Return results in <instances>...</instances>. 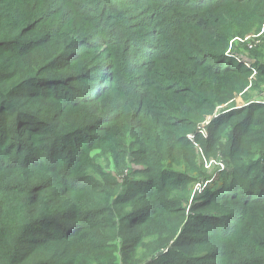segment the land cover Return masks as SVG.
I'll list each match as a JSON object with an SVG mask.
<instances>
[{
    "label": "trees",
    "instance_id": "1",
    "mask_svg": "<svg viewBox=\"0 0 264 264\" xmlns=\"http://www.w3.org/2000/svg\"><path fill=\"white\" fill-rule=\"evenodd\" d=\"M260 31L264 0H0V264H264ZM204 157L233 169L192 198Z\"/></svg>",
    "mask_w": 264,
    "mask_h": 264
},
{
    "label": "rangeland",
    "instance_id": "2",
    "mask_svg": "<svg viewBox=\"0 0 264 264\" xmlns=\"http://www.w3.org/2000/svg\"><path fill=\"white\" fill-rule=\"evenodd\" d=\"M263 33H264L263 31L262 32L260 31V32L256 33V35H254V34L248 35L245 40H242V39H239V38L234 40V42L238 43L239 45H243L245 43L248 45L249 49H247L244 46L243 47H237L236 46V49H239L240 51H237L236 52L237 54H235V55H237L239 57L238 60L240 62L244 63L248 67H252L254 65V63H255V59H252L250 54H249L252 51H249V50H251L253 47L255 48L256 46L259 47V45L261 44L260 40H259L260 39L259 37L262 36ZM233 50H234V47H233ZM238 54H241V55H238ZM260 54H261L262 59L264 61V47L261 49ZM247 91H250V94H251L250 102H259V101L263 100L261 94H259L258 91L250 90V88ZM238 98L235 99L234 102L238 106V108H241V106H243V104H244V101L242 100V97H241V99H238ZM225 106H227V105H225ZM225 106L222 107V108H225ZM210 120H211V118H209V121ZM207 121H206L205 125L208 124L209 121L208 122ZM203 134L204 135L207 134L206 131H204ZM218 155L221 156V154H218ZM204 158H202V163L204 165V170L207 172L208 176H207V179H204L202 181H198V182H196L195 185L192 186V188L194 187V191H192V198H195V195L196 196L198 195V194H196L197 192L200 193V194L205 193L206 192L205 189L207 187H210V186L212 187L214 185H217L218 189H219V187H221L222 180H221V176H219L220 172L218 171L220 163L225 164L226 165V169L227 168H229L231 170L233 169L232 166H231V163L228 160H226V158H224V157H218L217 160L213 159L212 161H207L206 158L205 159ZM223 159L228 161V163L226 161H224ZM228 165H229V167H228ZM105 169L107 171H109V166H105ZM200 185H203V189L201 187H199ZM151 239H152L151 237H148L145 242H149ZM118 245L121 248V245L120 244H118ZM145 253H146L145 250L138 249V250H136V252H132L131 253L130 259L134 261L135 257L143 258ZM116 258H117V262L116 263L117 264H122V254H121V252L119 250L116 251ZM156 264H162V263H161V261H159ZM168 264H171V262H168Z\"/></svg>",
    "mask_w": 264,
    "mask_h": 264
},
{
    "label": "built area",
    "instance_id": "3",
    "mask_svg": "<svg viewBox=\"0 0 264 264\" xmlns=\"http://www.w3.org/2000/svg\"><path fill=\"white\" fill-rule=\"evenodd\" d=\"M209 123V122H208ZM204 129H203V131H202V133H204ZM206 135V134H205ZM219 169L221 170V171H223V170H225L226 169V165L225 164H223V163H220L219 164ZM199 187H201L202 189H203V185H200Z\"/></svg>",
    "mask_w": 264,
    "mask_h": 264
}]
</instances>
